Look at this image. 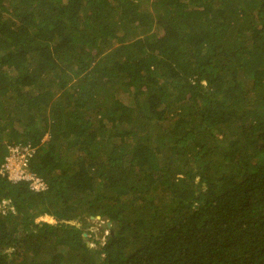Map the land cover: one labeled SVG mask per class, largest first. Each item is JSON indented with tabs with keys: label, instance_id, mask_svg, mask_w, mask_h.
I'll return each instance as SVG.
<instances>
[{
	"label": "trees",
	"instance_id": "1",
	"mask_svg": "<svg viewBox=\"0 0 264 264\" xmlns=\"http://www.w3.org/2000/svg\"><path fill=\"white\" fill-rule=\"evenodd\" d=\"M11 141L0 264H264V0H0Z\"/></svg>",
	"mask_w": 264,
	"mask_h": 264
},
{
	"label": "built area",
	"instance_id": "2",
	"mask_svg": "<svg viewBox=\"0 0 264 264\" xmlns=\"http://www.w3.org/2000/svg\"><path fill=\"white\" fill-rule=\"evenodd\" d=\"M6 153L0 164V177L12 184L26 183L33 192L45 191L47 182L37 175L30 166L36 153V146L31 142H6Z\"/></svg>",
	"mask_w": 264,
	"mask_h": 264
},
{
	"label": "rangeland",
	"instance_id": "3",
	"mask_svg": "<svg viewBox=\"0 0 264 264\" xmlns=\"http://www.w3.org/2000/svg\"><path fill=\"white\" fill-rule=\"evenodd\" d=\"M17 127H18V130H20V132H24L25 131V128L24 127H21V125H16ZM47 138V134H44L43 135V137H42V140L41 141H43V140H45ZM1 186H3V183H1ZM2 206H4V209L5 210H9L10 211V213H15L14 211V209H11V208H9L8 207V205H7V201L5 200V201H3V204H2ZM37 221H39V220H41L42 222H46V223H48V224H56V221H55V219H53V218H51V217H49V216H42V217H38L37 219H36ZM92 221H90V223L89 224H84V225H82V224H78L77 226H79V227H81V228H83V232H91V231H94L95 232V236H94V238H97V239H99V245H102L103 244V241L105 240V235H104V233H103V229H102V227L100 226V223H99V219L98 218H94V219H91ZM86 236H87V233H86ZM85 236V237H86ZM88 245L89 246H95V245H97L96 243H94L93 241H92V239L90 238L89 240H88Z\"/></svg>",
	"mask_w": 264,
	"mask_h": 264
},
{
	"label": "water",
	"instance_id": "4",
	"mask_svg": "<svg viewBox=\"0 0 264 264\" xmlns=\"http://www.w3.org/2000/svg\"><path fill=\"white\" fill-rule=\"evenodd\" d=\"M96 218L99 219V223H100V226H101V227H103V228H108V229H109V233H110V234L113 233V231H112V229H111V226H112V225H113V227L116 226V225H117L116 221H114V222L112 223V222L109 220V218H108L107 216H101V215L97 216ZM82 235L85 237V236H86V233L83 232Z\"/></svg>",
	"mask_w": 264,
	"mask_h": 264
},
{
	"label": "clouds",
	"instance_id": "5",
	"mask_svg": "<svg viewBox=\"0 0 264 264\" xmlns=\"http://www.w3.org/2000/svg\"><path fill=\"white\" fill-rule=\"evenodd\" d=\"M102 229H103V233H104V235H106L107 233H109V229H108V228H103V227H102Z\"/></svg>",
	"mask_w": 264,
	"mask_h": 264
}]
</instances>
